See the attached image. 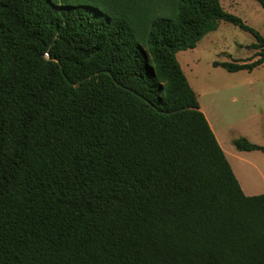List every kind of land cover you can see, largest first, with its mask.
Listing matches in <instances>:
<instances>
[{"label": "trees", "instance_id": "16d2710c", "mask_svg": "<svg viewBox=\"0 0 264 264\" xmlns=\"http://www.w3.org/2000/svg\"><path fill=\"white\" fill-rule=\"evenodd\" d=\"M220 21L257 59L213 66H260L220 0H0V264H264V194L176 58Z\"/></svg>", "mask_w": 264, "mask_h": 264}, {"label": "rangeland", "instance_id": "374dc122", "mask_svg": "<svg viewBox=\"0 0 264 264\" xmlns=\"http://www.w3.org/2000/svg\"><path fill=\"white\" fill-rule=\"evenodd\" d=\"M221 4L224 11L239 17L246 26L264 38V12L257 2L221 0ZM168 6L169 11L170 5ZM255 43L249 32L220 21L215 31L201 39L194 52L181 51L176 55L182 65L185 56L190 54V63H185L188 68L182 65L184 72L198 94L201 109L208 115L209 122H213L215 136L229 159V151L235 150L233 140L245 138L253 144L264 146V135H253L248 129V120H258V117L250 118L247 112L248 105L256 100V96L247 92L246 87L237 85L240 80L254 75L228 72L221 67H214L213 63H240L254 55L256 50L248 47ZM255 104L259 108V104ZM262 187L261 191L264 192V186Z\"/></svg>", "mask_w": 264, "mask_h": 264}, {"label": "crops", "instance_id": "0c3cea01", "mask_svg": "<svg viewBox=\"0 0 264 264\" xmlns=\"http://www.w3.org/2000/svg\"><path fill=\"white\" fill-rule=\"evenodd\" d=\"M220 3H221V0H220ZM221 6H222V4H221ZM195 50H196V47L192 50H187V51L192 53ZM256 52L254 53V55L252 57L241 60L240 63H243V62L251 63V62L255 61L257 59ZM190 57H191L190 54L186 55L185 58L183 59L182 65H185V63H187V62L190 63V61H191ZM182 65L180 64L181 69H182L183 73L185 74L184 68ZM184 67L186 69L188 68L187 65H185ZM243 72H247L249 75H254V76L249 77L248 79H245L243 81L240 80L237 83V85L246 87L247 92H250L254 96H256V97H254L256 100L254 102L251 101V104L248 105V107H247L248 111L247 112H248L250 118L258 117V120H256L255 122L248 120V122H249L248 123L249 124L248 129L250 130V133H253V135H264V62L260 66L252 69L251 71L242 70V71H238V72H234V73H243ZM259 72H260V74H258ZM185 77H186L190 87L192 88L191 83H190L189 79L187 78L186 74H185ZM192 90L195 92L197 99H198V94L196 93V91L193 88H192ZM249 96L250 95H247V97H249ZM257 98L261 102L259 100H257ZM234 101H236V100H234ZM198 103H199V101H198ZM255 103L259 104V108L256 107ZM199 107H200V104H199ZM200 111L202 113H204L203 110L201 109V107H200ZM203 115H204L205 119L207 120L208 125H209L210 129L212 130L218 145L220 146L222 152L224 153V156H225L226 160L228 161L230 168H231V170H232L243 194L246 196L262 195V193H264L263 191H261V189L263 188L262 186H264V153L260 152V151L244 152V151H238L236 149L235 150L232 149L229 151V157L231 158V159H229L228 154L222 148V146L219 143V140H217V138L215 136V132L213 129V122L212 121L209 122L208 115L206 113H204ZM214 127H215V125H214ZM255 145H257V144H255ZM258 146H260V145H258Z\"/></svg>", "mask_w": 264, "mask_h": 264}, {"label": "built area", "instance_id": "2783aa9c", "mask_svg": "<svg viewBox=\"0 0 264 264\" xmlns=\"http://www.w3.org/2000/svg\"><path fill=\"white\" fill-rule=\"evenodd\" d=\"M46 57H47V55H46Z\"/></svg>", "mask_w": 264, "mask_h": 264}]
</instances>
